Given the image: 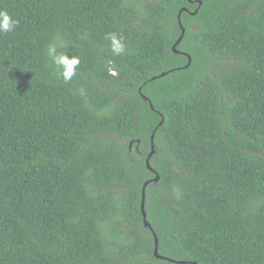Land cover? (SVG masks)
<instances>
[{
  "label": "trees",
  "instance_id": "obj_1",
  "mask_svg": "<svg viewBox=\"0 0 264 264\" xmlns=\"http://www.w3.org/2000/svg\"><path fill=\"white\" fill-rule=\"evenodd\" d=\"M0 8V264H264V0Z\"/></svg>",
  "mask_w": 264,
  "mask_h": 264
},
{
  "label": "clouds",
  "instance_id": "obj_2",
  "mask_svg": "<svg viewBox=\"0 0 264 264\" xmlns=\"http://www.w3.org/2000/svg\"><path fill=\"white\" fill-rule=\"evenodd\" d=\"M19 23V20L10 14L6 9L0 8V34L15 32ZM105 38L110 41V50L114 56L127 54V47L123 36H119L115 32H109L106 34ZM58 46L59 45L56 43L49 44L46 55L50 59L51 64L55 66L57 75L62 77L65 82H68L76 74L77 66L80 64V59L76 56L69 58L64 52L58 53ZM113 74L115 73L113 72Z\"/></svg>",
  "mask_w": 264,
  "mask_h": 264
},
{
  "label": "water",
  "instance_id": "obj_3",
  "mask_svg": "<svg viewBox=\"0 0 264 264\" xmlns=\"http://www.w3.org/2000/svg\"><path fill=\"white\" fill-rule=\"evenodd\" d=\"M199 3H200V5H201V4H202V1H199ZM184 10H186V9H184ZM196 13H197V11H196L194 14H196ZM181 14H182V12H180V15H179V24H180V27H181V29H182V35H181V37L179 38V40L176 42V44L174 45V47H173V50H174V51H176V47L182 42V40H183V38H184V35H185V29L183 28L182 23H181V20H180ZM194 14H193V15H194ZM188 58H189V63H188V65H187V68L191 65V61H192L190 56H188ZM163 76H164V75H163ZM145 99L147 100V98H145ZM150 105H151V108H153L152 104H150ZM154 136H155V135L153 134V135H152V146H151L152 150H151V153L149 154V156H148V158H147V161H146L147 168H148L151 172H154V170L152 169V167H151V165H150L151 158H152L153 155L155 154ZM132 145H133V143L131 144V146H132ZM159 179H160L159 175H156V177H155L152 181L158 182ZM152 181H149V182H147V183L144 185V187H143V192H142V205H141V208H142V214H143L144 222H145L146 226H147L148 228L151 229V231L153 232L154 237H155V252H154V255H155L157 258H160V259H166V260H168V261L173 262L172 260L167 259V258H164V257H161V256L159 255V241H158V237H157V235L154 233L153 229L151 228L150 224H149L148 221H147V214H146V210H145V205H146V188H147V186H148ZM194 264H197V263H194Z\"/></svg>",
  "mask_w": 264,
  "mask_h": 264
},
{
  "label": "flooded vegetation",
  "instance_id": "obj_4",
  "mask_svg": "<svg viewBox=\"0 0 264 264\" xmlns=\"http://www.w3.org/2000/svg\"><path fill=\"white\" fill-rule=\"evenodd\" d=\"M130 149L132 150V149H133V146H130ZM154 172H155V171H154ZM155 173H156V172H155ZM155 173H154V174H155Z\"/></svg>",
  "mask_w": 264,
  "mask_h": 264
}]
</instances>
